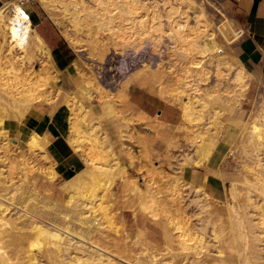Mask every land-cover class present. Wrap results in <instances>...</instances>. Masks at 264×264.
I'll use <instances>...</instances> for the list:
<instances>
[{
    "label": "bare ground",
    "instance_id": "6f19581e",
    "mask_svg": "<svg viewBox=\"0 0 264 264\" xmlns=\"http://www.w3.org/2000/svg\"><path fill=\"white\" fill-rule=\"evenodd\" d=\"M94 1L98 8L93 11L87 8L84 1L37 2L45 9L53 24L62 27L60 34L73 52H78L83 47L99 49V35L102 33H112L110 36L121 33L122 37L123 33L131 29L125 28L126 25L121 24L123 22L129 21L138 29L131 34L128 32L132 38L145 28L146 21L137 19L140 11L146 13L150 22L160 17V13L149 10L148 4H141L139 0ZM176 1L191 5L190 0ZM18 2L7 1L0 6V264H9L11 260L7 257L9 250L8 246H5L6 243L17 249L18 256L12 264H264V98L247 122L240 121L239 140L242 156H239V169L230 179L228 190H224L222 182L220 185L216 182V186L222 189L219 191L217 187L213 190L205 184V175L199 183H196L194 178L188 182L183 178V173L177 177L166 174L164 176L151 167L147 172L149 175L144 181V188L141 189L133 179L126 176L125 168L119 165L117 154L114 153L115 148L112 149L107 139L108 133L102 132L104 130L98 121L90 123L86 119V109L68 94L66 103L69 118L66 139L72 151L83 159L84 166L77 172L64 176L60 185V198H51L38 191L31 181L34 167L29 163L32 162L29 157L35 152L41 153L47 166L44 172L51 176L56 174L55 164L49 161L44 151V145L47 143L44 144L45 131L36 125L28 135L25 149L20 150L12 145L8 127L11 123L22 126L31 120L45 104L51 103L58 96L59 89L50 85V81L57 78L50 53L34 30L32 17ZM152 3L155 5L157 2ZM176 9H165L166 33L170 39L178 42L180 50L188 44L189 35L195 40L198 33L200 34L201 21L195 18L194 27L188 29L183 24L184 19L180 18H184L186 11L175 16L178 11ZM113 10L117 13L112 14ZM63 20H66L68 25ZM117 20L121 23L115 22ZM92 24L96 25L93 27ZM158 28L160 30L161 25ZM241 34L243 31L239 32V37ZM122 38L119 37L124 42L122 44H125L129 37L126 40ZM207 43L212 56L215 44L210 36ZM199 62L195 65L183 63L185 66H182L181 70L183 75L187 73L194 76V86L189 85L193 94L188 92L190 95H187L181 84L179 86L176 73L172 74L174 69L168 73L160 66L152 72L157 84L155 92L162 101L176 105L173 110L178 111L182 121L180 123H183L182 129L190 136L187 140L183 135L193 147V155H184L181 162L179 160L180 173L184 172L186 166L191 167L193 172L203 167L207 176L210 174L220 178V172L213 171L209 164L216 148V134L222 126L221 119L224 114L219 109H210L203 105L200 102L201 94L207 100L217 97L216 99L227 103L231 100L238 103V98L244 95L250 79L241 64L221 61L213 69L215 83L211 82V87L205 85L202 91L200 83L206 82L210 70L203 69ZM176 63L174 65H177ZM37 64L39 70L34 69ZM71 66L74 67L72 78L77 90L92 101L91 92L100 91L97 80L84 73L75 62ZM140 68L144 70L149 67ZM184 95L187 101H183ZM111 96L105 104L104 115L107 118L120 116L127 124L131 123V119L123 115L124 107L120 108L127 99L124 100L125 97L122 98L120 94ZM115 99L120 100L116 102ZM159 116L156 114L157 118ZM138 118L143 119L140 121L146 119L143 115ZM154 121L153 124L151 121V124L146 122L145 125L151 126L150 128L162 126L160 120ZM237 123L231 124L236 126ZM123 130L120 133L128 131L127 128ZM226 130L224 138L233 136L232 140L230 138L231 142H227L231 145L237 131H231L230 128ZM122 134L118 133V136ZM125 135L130 137L128 133ZM175 139L171 142L172 145L175 142L174 146L177 145ZM123 150L129 159H133V154L131 155L128 148L124 147ZM141 151L146 158L144 146ZM168 153L169 151L166 152ZM41 169L40 172L43 173L44 168ZM186 186L193 192V198L185 193ZM118 203L130 214L135 224L132 237L124 229L122 217L117 216ZM138 219L148 220L151 224H156L157 228H152L144 221L143 225L139 226ZM148 227L149 230H146ZM150 229L159 235V239L152 238Z\"/></svg>",
    "mask_w": 264,
    "mask_h": 264
},
{
    "label": "rangeland",
    "instance_id": "374dc122",
    "mask_svg": "<svg viewBox=\"0 0 264 264\" xmlns=\"http://www.w3.org/2000/svg\"><path fill=\"white\" fill-rule=\"evenodd\" d=\"M7 1L9 2L12 0H6L5 2ZM37 1L38 0H23V8H26L30 16L32 15L31 8H33V10L39 16L48 18L45 13V9L42 8V5ZM66 1H69V0H66ZM76 1L78 2L84 1L83 3H85L87 8L91 9L92 11L98 8V5L95 3L94 0H76ZM139 1H141V4H143V2L146 3V5L148 4L147 7L149 8V10L153 9L151 11L155 10L156 12H158V14L160 13V17L158 18V20L156 19L150 22L151 20L148 21L149 18L146 16V13L144 11H140L139 14L137 15V19L139 20V18H141V21L143 22L146 21L144 24L145 28L142 31L137 32V34H135L132 38H130V36L128 35V32L130 31L129 33L131 34V33H134L135 31H138V29L134 26V24L132 25V23H130L129 21L127 23L126 22L121 23L119 22V20L115 21V22H118V24L121 23V24L126 25L125 28L129 27L132 29V30L130 29L127 33H125L127 37L129 38H127L126 35L122 32L123 35H125V36L122 35V37L125 40L127 38L129 42L126 40L127 43L125 42V44H122L124 42H122V40L119 39V37L122 38L120 35L121 33H118L117 35H114V36H110L112 33L108 34V32H106L104 34L102 33L99 35V39L101 40L99 49H94L92 47L90 48L83 47L79 49L78 52L72 51L74 53L73 62H75L78 65V67L84 71V73L92 75L97 80L96 84H98V87L101 92L100 91L98 92L97 90H93L91 92L92 93L91 95L93 96L92 101L91 99L90 100L87 99L86 97H84L83 95L79 93V91L77 90L75 86V82L73 81V78H72V75L74 73V67L70 65L65 70L59 71L55 67V65H53L54 64L53 63L52 65L54 69L57 71L58 79L56 78L50 81V85L55 89L58 88L60 95L58 94V96L51 103L45 104L43 108L39 110L37 115L31 117L32 121L29 120L24 125L30 126L31 129H34V127L38 125L39 119L43 115H46L45 116L46 120L49 118L53 120L56 126L58 127V129L62 132H64L62 121L65 122L66 128H65L64 134H65V138H67L66 135L68 133L69 108L66 102L69 99L67 95L70 94L71 96H73L74 100L76 99L75 100L76 102L81 104L82 107L86 109L87 111L86 119L89 122L92 121L93 123H96L98 121L97 123H99L100 127H102L101 129L104 130L102 132L106 131L105 133L106 134L108 133L107 139L108 141H110L112 145V149L115 148L114 153L117 154L116 157H118L117 161L119 165L125 168L126 176L131 180L133 179L132 181H134L141 189L144 188V181L149 175L147 173L148 170H151L152 168L156 170L157 172L163 174L164 176L167 175L170 177H174V176L177 177V176H182L184 174L183 178L187 180L188 182H190L194 178V176H201L202 178H204L203 175H205L206 177L205 184H207L209 188L215 190L214 187H217V189L221 191L222 189L219 188V186H216L217 185L216 182H218L219 185L222 182V186H224V190L225 189L228 190L227 187H228L230 179H232V177H234L237 174V171L239 169V164H240L239 156L240 157L242 156L241 149H240V142H241L240 141L241 140L240 121L242 123L244 121L247 122L249 119V116L258 107H260L261 101L264 98L263 86L255 78H253L251 74L241 64V66L249 74L250 81L248 80L247 87H246L247 89L244 95L241 96L243 98L242 99L241 97L238 98L239 99L238 103L237 102L235 103V100H231L232 103L231 101L227 103V102H224L223 100L221 101L219 99H216L217 97H215L214 100L213 99L207 100L203 98V95L201 94L200 102L203 105H206L210 109L221 110L220 108L217 107V105H221L222 103H224L226 107L224 106L223 107L226 108L228 112V114H224V111L221 110L224 114L221 120L224 123L221 121L222 128L220 127L221 130L220 128L218 129L220 131L217 130V134H216L217 144H216L214 153L212 154L210 158L209 167L215 172L219 171L221 174L220 178H216L215 176L210 175V174H208L207 176L205 169L203 167L196 169V173H194L191 167L186 166V169L184 170V172L180 173L178 168H179V164H181L180 162L182 160V157H184V155H187V157H191L193 155V151H192L193 147L190 144H188L190 142L186 141L185 140L186 138L184 139L183 137V135H185L188 140L190 136L188 133H185V131L182 129L183 123H180L182 121L179 119L178 111L173 110L175 109L176 105L170 104L167 101L164 102L156 96L157 94L155 91H156L157 84H155V79H154L155 76L152 74V72L157 66H160L162 68L164 67L166 69V72L168 73L171 72V69H174L172 70L173 72L172 74H175V73L177 74V75L175 74V76L177 77L176 80L178 79L177 83L179 84V86L181 84V87H183V89L186 91V94L188 95L189 93L193 94L190 91L189 85L190 87L194 86L195 81H194V76L192 74L189 75L185 73L183 75L184 72L181 70H183L182 68L185 65L187 64L189 65L193 63H194L193 65H195V63L197 64L200 60L199 62L200 66H203V69H206V70L208 69L207 71L210 70L208 74L209 77L207 76L208 79H206V82H208V84H206V82L200 83L202 84L201 85L202 88L200 86L202 91L205 87H211L210 85L212 83L213 84L215 83V77H213L214 76L213 69L218 63H220L221 61H231V63H233L232 61H234V64L237 63L238 65H240L237 58L235 57L234 49H235V46L240 42V40L244 38V34H242L239 37V32L243 31L242 27L238 25L230 16V13H229V1L230 0H190L191 1L190 6H187L184 3H181L182 4L181 5L180 2L177 3L178 1L176 0H147V2H145L146 0H139ZM5 2H2V3H5ZM152 2H157V3H155L154 5V3ZM153 5L154 7H152ZM0 6H2L1 3H0ZM173 6H175L178 9V11ZM164 8L166 10L171 9V8L176 9L177 13L175 14V16H177L178 13H182V12L185 13L184 11H186L187 13L185 14L186 16L184 15V18L183 16H181L180 18L181 20L184 19L183 24H185L188 27V29L189 28L191 29L194 27L196 19L201 21V24L199 25V27L203 31L200 29L201 32L199 31L200 34L198 33V36L195 38V40L193 39L192 36L189 35V41L187 44L189 46L185 45L183 46L184 48L181 47L179 50L178 42L168 37L166 33L167 32L166 31L167 22L165 18L166 11ZM113 11L114 12H112V14L117 13L116 10H113ZM143 13H145V15ZM64 22L68 25L66 20ZM160 22L162 24H160ZM95 25L96 24H92L93 27ZM159 25H161L160 30L158 28ZM57 28L59 31L62 30V27L61 28L57 27ZM161 29L163 31H161ZM208 36H210L213 39L214 44H215V49L212 51V54H213L212 56L210 52L208 51V43H207ZM114 39H117L118 41L117 40L114 41ZM102 47H104V49ZM188 47H190L191 49L189 50ZM179 62L182 64H180ZM174 63H176L177 65H174ZM144 65L149 67V68H145L144 69L145 71L142 68H140L142 66L143 68L146 67ZM34 69L39 70V64L35 65ZM181 77H182L181 79L182 81L180 80ZM97 92L98 94L96 96ZM119 94L122 96V98L125 97L124 100L127 99L125 100V102H123L122 105H120V108L124 107V109L122 110L123 115H125L126 117H129L131 119V123L127 124L126 122H124V120H122L120 116L116 118L115 116L114 117L110 116L107 118L104 115V111L106 108L105 104L109 102L110 97H112L111 95H114L113 97H115V95H119ZM102 95L106 98L104 99ZM185 96L186 95H184L182 98L183 101L184 99L187 98ZM118 100L115 99L116 102ZM118 104H121V103L118 102ZM168 106L170 108H168ZM164 107L166 110L165 112L166 114L163 115L164 119L157 118L156 114L160 115V112L158 111H161V109H164ZM140 115H143L146 119H144V121H140V120H143L142 118L140 119L138 118ZM61 118H62V121H61ZM94 119H96V121ZM147 119L148 121H146ZM155 119H158L160 121L162 120L161 121L162 126L161 125L159 127L153 126V128H150L151 126H149L148 124H151V121H153L152 124L155 123L154 121ZM133 121L134 123H132ZM146 122H150L147 124L148 126L145 125ZM229 122L231 123L239 122L235 126L237 133L235 136V140L233 141V144L231 145H228L227 142L229 141L230 143L233 136L231 135V136L224 138V134L227 131L226 129H228L227 127L234 126ZM123 123H125V125ZM14 124L15 123H11L9 127H13ZM122 125H124V127ZM117 126L118 127L120 126L123 128L119 129L120 127L118 128ZM9 127H8V130L10 131ZM125 127L127 128L128 131L125 130V132L126 131L127 132L123 133L124 134L123 135L122 133H120V131H124L123 129H126ZM223 127H226V128L224 129ZM117 128L119 132L117 131ZM31 129L28 131V133H30ZM183 131H184V134H183ZM113 132H115V134ZM117 132L119 134H122V136L121 135L118 136ZM28 133L25 137L22 138L21 131H20V135L18 134V131L9 132V137L11 138L12 145L17 146V149L24 150L25 144L28 141ZM127 133H128V136L130 135V137L128 138L125 137L126 136L125 134ZM119 137H122V139L120 140ZM172 137L173 139L175 138L177 139V140L175 139L177 143V145L175 146H174L175 142H173V145L171 144V142L173 141V139H171ZM239 137H240V140H239ZM111 138H113L112 141H116L117 139L118 140L116 142H112ZM46 139L47 137H45V140H44V144L47 142L44 145V151H46V146L48 144V141ZM170 139H171V142H170ZM183 141L186 143H184ZM183 145H186L187 147ZM123 146L125 148H128L131 155L133 154V159L128 158L127 154L123 150L124 149ZM143 146L145 148V151L147 152V157H146L147 159L143 157V154L141 151ZM166 148L168 150H166ZM168 151L169 153L166 154V152ZM237 151H239V153ZM31 157H29L30 159L29 161H32V162H29V163H32L31 166L34 167V171L31 174L32 183L37 187L38 191L41 192L42 194L49 196L51 198L55 197V199H57V197L60 198L61 197L60 185L64 181V176L62 177L61 182L57 183L56 179L60 175L56 172L54 176H51L50 174L44 172L47 166L42 158L41 153L35 152L34 155H32ZM262 158L264 162V155H262ZM40 166L44 168V169L42 168L43 173H46L47 176L45 174L43 175V173H41L42 171L40 172V169H41ZM83 166L80 169H82ZM78 170H76L75 172H77ZM184 188L185 190L187 188V190L189 191L187 186ZM187 190L185 191V193H188L189 195L188 194L186 195H188V197L190 198H193L194 196L193 192H190V191L188 192ZM58 192L59 194L57 195ZM191 193L193 195H191ZM116 208L118 209L116 212L117 216H121L123 219L125 231L128 233L129 236L132 237L133 232L135 230V224L133 223L130 214L126 213L125 212L126 210H123L121 203H118L116 205ZM143 221L149 224L152 228H157L156 224H151L148 220H145V219L143 220L138 219L139 226L143 225ZM147 229L149 230V227L146 228V230ZM150 232H151L152 238L154 237L156 239L157 238L159 239V235L155 234V232H153L151 229H150ZM5 246H8L7 249L9 250L7 257L11 259L9 264H12L14 263L13 261L14 258L18 256V253L16 251L17 249L15 247H12L11 245L9 246L8 243H6Z\"/></svg>",
    "mask_w": 264,
    "mask_h": 264
},
{
    "label": "crops",
    "instance_id": "0c3cea01",
    "mask_svg": "<svg viewBox=\"0 0 264 264\" xmlns=\"http://www.w3.org/2000/svg\"><path fill=\"white\" fill-rule=\"evenodd\" d=\"M5 1L0 0V3L3 5L2 2ZM31 12L34 30L48 49L52 64L54 63L53 65L59 71L65 70L73 63L74 53L72 49L49 18L39 16L33 8H31ZM229 13L244 32V38L235 46V57L264 88V0H230ZM223 106L226 107L224 103L217 105L218 108L224 111V114H228ZM158 112L161 116L158 118L164 119L165 107ZM45 116L43 115L39 119L38 127L45 131L46 140L48 141L46 154L50 162L55 164L54 169L60 175L56 181L60 183L63 176L73 174L80 169L83 166V160L69 147L64 134L66 126L62 118L64 132L58 129L53 120L50 118L46 120ZM228 128L231 131L236 130L235 126H228ZM9 129L10 132L20 130L23 138L31 128L27 125L14 124ZM194 173H196V170ZM201 178V176H194V181L199 183Z\"/></svg>",
    "mask_w": 264,
    "mask_h": 264
},
{
    "label": "built area",
    "instance_id": "2783aa9c",
    "mask_svg": "<svg viewBox=\"0 0 264 264\" xmlns=\"http://www.w3.org/2000/svg\"><path fill=\"white\" fill-rule=\"evenodd\" d=\"M18 1H19L18 3H20V5L23 7V0H18ZM243 34H244V32H243Z\"/></svg>",
    "mask_w": 264,
    "mask_h": 264
}]
</instances>
